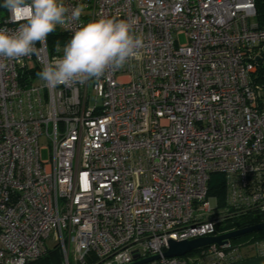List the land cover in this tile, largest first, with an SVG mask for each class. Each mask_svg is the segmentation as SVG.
Returning a JSON list of instances; mask_svg holds the SVG:
<instances>
[{
	"label": "built area",
	"instance_id": "obj_1",
	"mask_svg": "<svg viewBox=\"0 0 264 264\" xmlns=\"http://www.w3.org/2000/svg\"><path fill=\"white\" fill-rule=\"evenodd\" d=\"M63 2L86 5L79 21L57 25L65 43L0 58V264H27L54 246L61 264L264 255V237L162 255L169 240L216 236L241 215H264V28L254 0ZM101 16L135 22L139 58L98 80L47 85L43 66ZM19 26L0 14V28ZM213 175L222 201L209 194Z\"/></svg>",
	"mask_w": 264,
	"mask_h": 264
},
{
	"label": "clouds",
	"instance_id": "obj_2",
	"mask_svg": "<svg viewBox=\"0 0 264 264\" xmlns=\"http://www.w3.org/2000/svg\"><path fill=\"white\" fill-rule=\"evenodd\" d=\"M0 7L20 25L14 32L0 28V58L20 60L35 54V45L45 43L57 25L67 27L79 21L86 5L70 10L63 0H3ZM134 23L101 16L81 24L63 47L62 57H53L37 75L55 87L98 80L109 70L122 69L139 58L144 46L142 37L134 32ZM56 50L60 51L59 46Z\"/></svg>",
	"mask_w": 264,
	"mask_h": 264
},
{
	"label": "trees",
	"instance_id": "obj_3",
	"mask_svg": "<svg viewBox=\"0 0 264 264\" xmlns=\"http://www.w3.org/2000/svg\"><path fill=\"white\" fill-rule=\"evenodd\" d=\"M3 3V0H0V4ZM255 4V17L254 20L257 23L258 27L264 28V0H254ZM6 9L0 7V14L3 13ZM67 40V36L56 29L53 33L49 34L46 45L50 50H52L56 45L63 44ZM209 194L217 196L220 201L224 197V188L221 180V176L216 175L214 181H211V186L209 188ZM264 221V215H254V214H244L234 219L233 223L230 225L233 230L243 228L249 225H254ZM264 237V230L246 234L241 237H237L232 240H249ZM197 251V250H196ZM193 251L190 254L195 253ZM62 256L59 248L57 246L48 248L46 253L39 259L29 262L27 264H61Z\"/></svg>",
	"mask_w": 264,
	"mask_h": 264
},
{
	"label": "water",
	"instance_id": "obj_4",
	"mask_svg": "<svg viewBox=\"0 0 264 264\" xmlns=\"http://www.w3.org/2000/svg\"><path fill=\"white\" fill-rule=\"evenodd\" d=\"M264 230V221L249 225L243 228L235 229L223 234L216 236L199 237L191 240L185 241H173L169 240L166 250L162 253L164 257H181L192 253L202 247L208 246L210 244L222 245L228 240L235 239L237 237L244 236L253 232ZM159 255L148 257L146 259L134 262L132 264H143L151 260H156Z\"/></svg>",
	"mask_w": 264,
	"mask_h": 264
},
{
	"label": "crops",
	"instance_id": "obj_5",
	"mask_svg": "<svg viewBox=\"0 0 264 264\" xmlns=\"http://www.w3.org/2000/svg\"><path fill=\"white\" fill-rule=\"evenodd\" d=\"M236 264H264V255H256L254 251L246 250L243 259Z\"/></svg>",
	"mask_w": 264,
	"mask_h": 264
},
{
	"label": "rangeland",
	"instance_id": "obj_6",
	"mask_svg": "<svg viewBox=\"0 0 264 264\" xmlns=\"http://www.w3.org/2000/svg\"><path fill=\"white\" fill-rule=\"evenodd\" d=\"M179 42L180 43H183V42H185V37H184V35L183 34H181V35H179ZM48 156H47V151L46 150H42V158L43 159H46ZM216 177V175H213L212 176V180L214 181V178ZM231 241V244L233 245V246H237V245H239V244H241L244 240H230Z\"/></svg>",
	"mask_w": 264,
	"mask_h": 264
}]
</instances>
